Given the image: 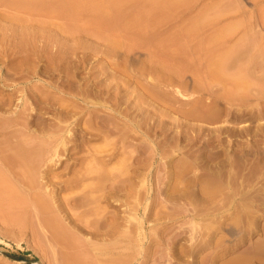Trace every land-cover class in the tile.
I'll return each mask as SVG.
<instances>
[{"label": "rangeland", "instance_id": "rangeland-1", "mask_svg": "<svg viewBox=\"0 0 264 264\" xmlns=\"http://www.w3.org/2000/svg\"><path fill=\"white\" fill-rule=\"evenodd\" d=\"M44 1L0 0V264H264V49L164 66L176 0Z\"/></svg>", "mask_w": 264, "mask_h": 264}, {"label": "crops", "instance_id": "crops-1", "mask_svg": "<svg viewBox=\"0 0 264 264\" xmlns=\"http://www.w3.org/2000/svg\"><path fill=\"white\" fill-rule=\"evenodd\" d=\"M176 1L177 17L171 18L175 28L164 32V66L168 57H183L186 65L203 61L220 66L263 51L264 0Z\"/></svg>", "mask_w": 264, "mask_h": 264}, {"label": "bare ground", "instance_id": "bare-ground-1", "mask_svg": "<svg viewBox=\"0 0 264 264\" xmlns=\"http://www.w3.org/2000/svg\"><path fill=\"white\" fill-rule=\"evenodd\" d=\"M14 1H15V0H14ZM43 1H44V0H42V2H43ZM57 1H58V0H57ZM61 1H62V0H61ZM71 1H72V0H70V2H71ZM75 1H76V0H75ZM77 1H78V2H75V3L78 4L81 0H80V1L77 0ZM84 1H85L84 3H86L85 7H87V5H89V4H91V3L87 4V1H88V0H87V1L84 0ZM117 1H118V0H116V2H117ZM44 2H46V1H44ZM44 2H43V3H44ZM48 2H49V1H48ZM59 2H60V1L56 2V4L59 5V6H58V7H59L58 9H57V7H56V9H57L58 12H60L59 9L61 8V7H60V6H61V5H60L61 2H60V3H59ZM68 2H69V1H68ZM68 2H67V3H68ZM82 2H83V0L81 1V3H82ZM62 3H63V2H62ZM67 3L64 2L63 4H66V5H67ZM70 4H71V3H70ZM70 4H69V6H70ZM72 4H74L73 1H72ZM72 4H71V5H72ZM79 4H80V3H79ZM79 4H78V7H79ZM57 5H55V6H57ZM81 5H83V3H82ZM81 5H80V6H81ZM55 6L53 5V7H55ZM62 6H63V5H62ZM71 7H72V6H70V8H71ZM73 7H74V6H73ZM75 7H76V6H75ZM82 7H83V6H82ZM89 7H90V6H89ZM62 8L65 9V8H67V6H66V7H62ZM62 8H61V11H62ZM70 8H67V10L70 9ZM73 9H75V8H73ZM67 10H63V11H67ZM70 10L72 11V8H71ZM69 12H70V11H69ZM38 199H39V198H38ZM40 202H41V200H40ZM40 202H39V203H40ZM44 203H45V202H44ZM44 203H43V204H44ZM41 204H42V202H41ZM45 206H47V204H46ZM45 206H44V208H45ZM38 207H39V204H38L37 208H38ZM46 208H47V207H46ZM48 209H49V208H48ZM37 211H38V209H37ZM41 211H42V208H41ZM41 211H38V214H39V212L41 213ZM47 211H48V210H47ZM42 212H44V211H42ZM45 213H46V210H45ZM48 213H49V212H48ZM48 213L45 214V216L48 217V219H49L50 216L48 215ZM42 214H43V215H40V217L42 216V219L40 218L41 220H43V217H44V213H42ZM49 214H50V213H49ZM47 215H48V216H47ZM38 216H39V215H38ZM46 219H47V218H44L45 222H46ZM38 220H39V219H38ZM50 220H51V219H50ZM52 220H53V221H51V222H54V219H53V218H52ZM47 223H48V220H47L46 224H47ZM49 223H50V221H49ZM49 223H48V224H49ZM54 223H55V222H54ZM50 224H51V223H50ZM51 225H52V224H51ZM53 225H54L55 227L50 226V228H51V227H53L54 229L57 228L55 224H53ZM72 226H73V225H72ZM76 227H77V226H76ZM56 231H57V229L55 230V232H56ZM52 232H53V234L55 235L54 230H52ZM61 232H62V231H61ZM58 233L61 234L60 232H58ZM62 233H64V232H62ZM65 234L68 235V233H65ZM65 234H64V235H58V234H56V235L59 236V237H61V236L64 237V236H66ZM56 235H55V237H56ZM52 236H53V235H52ZM53 237H54V236H53ZM59 237H57V238H59ZM68 237H69V236H68ZM65 238H67V237H65ZM76 262H77V261H76Z\"/></svg>", "mask_w": 264, "mask_h": 264}]
</instances>
